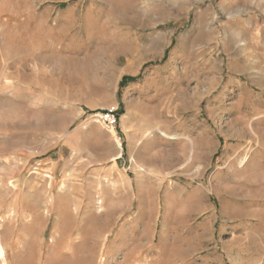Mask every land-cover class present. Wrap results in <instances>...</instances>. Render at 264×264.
Returning <instances> with one entry per match:
<instances>
[{
    "label": "rangeland",
    "instance_id": "obj_1",
    "mask_svg": "<svg viewBox=\"0 0 264 264\" xmlns=\"http://www.w3.org/2000/svg\"><path fill=\"white\" fill-rule=\"evenodd\" d=\"M0 248L264 264V0H0Z\"/></svg>",
    "mask_w": 264,
    "mask_h": 264
},
{
    "label": "bare ground",
    "instance_id": "obj_2",
    "mask_svg": "<svg viewBox=\"0 0 264 264\" xmlns=\"http://www.w3.org/2000/svg\"><path fill=\"white\" fill-rule=\"evenodd\" d=\"M0 260H1L2 264H6L5 259H4V251L2 248H0Z\"/></svg>",
    "mask_w": 264,
    "mask_h": 264
},
{
    "label": "crops",
    "instance_id": "obj_3",
    "mask_svg": "<svg viewBox=\"0 0 264 264\" xmlns=\"http://www.w3.org/2000/svg\"><path fill=\"white\" fill-rule=\"evenodd\" d=\"M1 263V262H0ZM2 264V263H1Z\"/></svg>",
    "mask_w": 264,
    "mask_h": 264
}]
</instances>
